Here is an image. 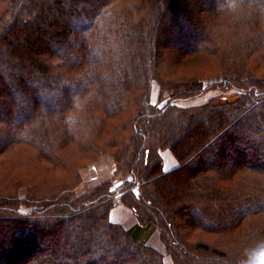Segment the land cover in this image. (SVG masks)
<instances>
[{"label":"trees","instance_id":"16d2710c","mask_svg":"<svg viewBox=\"0 0 264 264\" xmlns=\"http://www.w3.org/2000/svg\"><path fill=\"white\" fill-rule=\"evenodd\" d=\"M6 1L0 156L39 139L25 152L54 178L42 187L11 175L0 190V264H163L147 242L154 228L175 264H248L264 248V0ZM168 52L216 62L220 80H168L158 66ZM209 88L233 93L177 102ZM106 151L126 176L79 191L80 162ZM116 194L134 224L111 220ZM198 231L227 235L231 248L191 241Z\"/></svg>","mask_w":264,"mask_h":264},{"label":"rangeland","instance_id":"374dc122","mask_svg":"<svg viewBox=\"0 0 264 264\" xmlns=\"http://www.w3.org/2000/svg\"><path fill=\"white\" fill-rule=\"evenodd\" d=\"M133 3V7L138 6V9H145L148 1L144 0L137 3V0H134ZM5 6H8L7 1L0 0V11L2 10V8L4 9ZM169 53L170 52L161 55L158 65L159 70L168 80H171L172 82H178V80H180L181 78L191 79L197 75H199V78L206 84H211L220 80L221 72H219L218 70H214L216 69V62L214 63L213 61L210 63V60L202 61L201 59H199L198 61H192L188 58H182L181 60H178L176 53H171L172 55H170ZM224 92H226L225 95L230 98L228 94L231 93L232 90L221 91L220 89L209 88L189 99H181L177 100V102L182 105H199L210 99H215L218 101L221 98H225ZM165 96L166 93L161 91L159 83H157L155 80H152L150 91V98L152 102L161 104L163 101H165ZM43 102H46L45 99H43ZM100 110L101 109H98L97 112H99ZM123 113L124 112H122L121 114ZM124 114L125 116L123 115V117H118V123H122L129 115L127 113ZM122 130L124 131L120 132V137L127 138L131 132L130 127ZM104 137L107 139V136L104 135ZM31 142L32 140L27 142V147H30V150H25L28 153L30 151H32L33 153H37L39 149L42 148L41 145H39L40 140H33V145L30 144ZM41 144L44 146L43 143ZM22 148H24L23 145H11L8 151L1 154L0 156V190L2 192L4 185H6L7 188L11 187V185H9V179L13 176L16 180L33 177V181L40 183L42 187L43 185L49 187L53 182V180H51L54 178V175H52L53 172L46 170V168L41 165L33 163L32 159H29L30 157L28 153H26L25 150H22ZM65 152L66 159L71 161L79 160V158H82L84 156L78 153H73L71 151ZM161 154L164 166H166L167 168L171 169L177 163V161L174 159V156L167 148L163 149L161 151ZM63 158V160H65V157ZM80 163L84 164L79 168L82 182L78 186V190L81 192L85 191L88 188L94 186L96 187V185H99L107 180L114 181L115 184H117V182L120 183L122 177L126 176L123 172L116 173L114 171L117 165L115 162V156L111 152L106 151L104 153H101L95 161L87 160L85 164L82 160ZM60 173L61 171L54 172V174L56 175ZM127 176H129V174H127ZM19 192L20 196L23 197L25 195V187L20 188ZM109 214L112 221L124 224L126 226L132 225L137 221V216L135 215L133 209L122 202L119 194L115 195L113 206L110 209ZM149 231L150 232L147 238V242L162 253L163 264H175L173 258L171 257V254L166 250V244L164 243L159 231L155 228ZM189 239L191 241H195V243L199 240H205L210 244H214L215 246L226 250L227 252L231 248L230 237H227V235L225 234L217 235L213 233L198 231L190 234Z\"/></svg>","mask_w":264,"mask_h":264},{"label":"clouds","instance_id":"9594fccd","mask_svg":"<svg viewBox=\"0 0 264 264\" xmlns=\"http://www.w3.org/2000/svg\"><path fill=\"white\" fill-rule=\"evenodd\" d=\"M248 264H264V248L255 250L249 257Z\"/></svg>","mask_w":264,"mask_h":264},{"label":"crops","instance_id":"0c3cea01","mask_svg":"<svg viewBox=\"0 0 264 264\" xmlns=\"http://www.w3.org/2000/svg\"><path fill=\"white\" fill-rule=\"evenodd\" d=\"M175 165H176V164H175ZM175 165H174V166H175ZM174 166H173V167H174ZM165 168H166V169H169V168H167L166 166H165Z\"/></svg>","mask_w":264,"mask_h":264},{"label":"water","instance_id":"95a60500","mask_svg":"<svg viewBox=\"0 0 264 264\" xmlns=\"http://www.w3.org/2000/svg\"><path fill=\"white\" fill-rule=\"evenodd\" d=\"M136 191V190H135ZM137 192V191H136Z\"/></svg>","mask_w":264,"mask_h":264}]
</instances>
